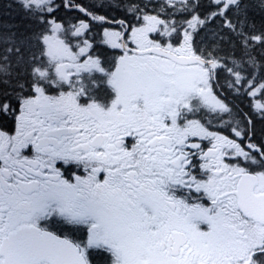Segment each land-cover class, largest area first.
<instances>
[{
  "label": "snow or ice",
  "instance_id": "6c2138e0",
  "mask_svg": "<svg viewBox=\"0 0 264 264\" xmlns=\"http://www.w3.org/2000/svg\"><path fill=\"white\" fill-rule=\"evenodd\" d=\"M0 264H264V0H0Z\"/></svg>",
  "mask_w": 264,
  "mask_h": 264
},
{
  "label": "flooded vegetation",
  "instance_id": "af4514ba",
  "mask_svg": "<svg viewBox=\"0 0 264 264\" xmlns=\"http://www.w3.org/2000/svg\"><path fill=\"white\" fill-rule=\"evenodd\" d=\"M120 83L123 84L121 87L125 88L122 89L118 86L121 90L122 102L127 108L125 115L129 120L140 119L142 115L141 110H137L135 107V103L137 102H134V98L137 95L143 94L144 96V99L138 101L141 109H143L145 103L149 106H156L158 104L159 97L156 91V84L151 77L141 75L138 70L130 68L128 69L127 75L118 84ZM180 86L183 87L184 85L182 84ZM208 98L211 99L210 93L208 94ZM111 99H114V97ZM198 130L202 132V129Z\"/></svg>",
  "mask_w": 264,
  "mask_h": 264
},
{
  "label": "rangeland",
  "instance_id": "374dc122",
  "mask_svg": "<svg viewBox=\"0 0 264 264\" xmlns=\"http://www.w3.org/2000/svg\"><path fill=\"white\" fill-rule=\"evenodd\" d=\"M122 89H125V88H123V87H121Z\"/></svg>",
  "mask_w": 264,
  "mask_h": 264
}]
</instances>
